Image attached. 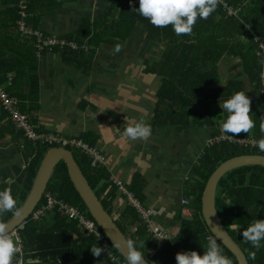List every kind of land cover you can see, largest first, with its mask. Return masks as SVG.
<instances>
[{
  "label": "crops",
  "instance_id": "obj_1",
  "mask_svg": "<svg viewBox=\"0 0 264 264\" xmlns=\"http://www.w3.org/2000/svg\"><path fill=\"white\" fill-rule=\"evenodd\" d=\"M49 1L52 5L38 8L37 24L29 11V22L33 28L71 38L82 26L94 30L97 23L99 26L105 24L114 15L111 19L117 21L113 25L116 29L109 32L108 39L86 52L56 49L38 54L35 37L23 34L18 29L17 21V30L23 36L32 37L30 39L35 49L22 37L20 41L14 42L13 45L18 47L14 52L16 55L0 56L3 64L0 84L20 100L21 110L29 116L37 130L79 137L98 147L106 155L105 167L110 178L122 181L127 188L143 182V187H139L140 184L135 186L140 190L141 202L153 210L156 224L175 239L182 230V221L186 219L182 215L183 199H190L187 194L199 181L196 168L201 165L203 154L210 148L207 146L209 139L221 133L220 124L226 117L220 107L222 99H209V95L200 88L197 102H187L181 97L171 100L168 95H163L161 92L165 82L177 96L183 90L180 83L169 74L170 71L161 68L171 54L169 45L154 39L147 25L139 21L133 23L126 39H119V8L114 9L117 0ZM250 2L252 0H244L245 4ZM261 18L264 19V15ZM262 24L264 30V21ZM1 36L6 38L5 32ZM260 38L264 41L263 36ZM117 46L119 51H116ZM258 55L261 74L264 50ZM29 63L36 66L33 78L29 69H26ZM218 67L222 78L219 83H212V88L226 89L232 82H244L248 91L254 94L250 73L241 58L224 56ZM36 80L38 87L34 86ZM255 96L256 113L264 114L263 98L260 94ZM203 105L209 109L205 112L206 118L196 114ZM250 117L255 127L261 125L259 121L255 122L254 115ZM127 120H145L150 124L152 134L149 139L131 141L125 137L123 131ZM255 127L248 135L264 138L256 135ZM17 128L0 106V185L9 190L23 176L28 182L27 169L43 156L42 164L50 149L46 150L48 145L29 139L23 130ZM103 187L104 182H101L98 188ZM127 205L130 204L119 193L112 206L113 216L122 213ZM53 215L51 211L43 219ZM62 218L72 220L61 216L59 222L52 225L54 231L60 227L69 228L67 224L62 226ZM78 227L86 237L93 236L87 234L79 223ZM133 228L129 229L132 234L135 233ZM139 242L142 247H147L146 239ZM23 247L26 264L78 262L69 248L65 249L67 255L63 257L57 251L55 255L47 257L41 255V251L35 253L26 243ZM97 247L100 248L98 242ZM35 254L38 256L35 257ZM92 255L91 251L85 256L91 258ZM18 258L21 259V255L15 254L12 261ZM68 260L71 263H66ZM106 262L103 253L96 259V264Z\"/></svg>",
  "mask_w": 264,
  "mask_h": 264
},
{
  "label": "trees",
  "instance_id": "obj_2",
  "mask_svg": "<svg viewBox=\"0 0 264 264\" xmlns=\"http://www.w3.org/2000/svg\"><path fill=\"white\" fill-rule=\"evenodd\" d=\"M16 2V4H15ZM263 0H252V2L245 4L244 0H217V7L207 19H198L193 26L191 34L177 36L172 30V26L156 27L150 21L139 15L138 11L134 8L139 7V0H117L114 9L119 8V39H126L130 35L131 27L134 22H142L147 25L151 35L154 39L165 42L169 45L171 54L167 56L166 60L162 63V67L170 71L173 79L180 83L183 87L181 95L177 96L171 87L165 82L163 95H168L169 99L174 100L181 97L182 100L187 102H197L199 96L197 95L198 88L202 89L205 94L211 97L226 100L232 94L240 91H248V87L244 82H232L226 88H212V83H219L221 81V73L219 72L218 63L224 56L233 55L241 58L249 72L250 83L253 85L254 94L247 92L251 101L250 115H254L255 122L264 123V114L258 115L256 113V96L260 94V69L261 64L258 60L259 57V44L255 41L256 36L264 37V30L262 29L261 18L264 15V7H262ZM15 6L10 7V5ZM52 5L49 0H28V9L32 13V19L37 24L38 15L36 14L38 8ZM17 0H0V56H14L18 50L17 46L13 43L20 41L21 37L26 40L27 44L33 49L34 43L31 36H23L16 27L17 21L20 19ZM233 13L230 14L229 10ZM110 21L105 24H96V28L92 27L87 30L82 28L73 35L70 39H78L79 44L86 43L89 50L108 39L110 31L116 29L113 25L117 21ZM5 32L6 38L1 36ZM94 32V34H93ZM91 34L93 36L87 39ZM14 40L12 41V38ZM80 40V41H79ZM83 40V41H81ZM12 41V42H11ZM69 52H86L85 50ZM88 50V51H89ZM182 52V53H177ZM196 59V61H194ZM2 62L0 61V72L2 71ZM36 67V66H35ZM34 64L29 63L26 69H29V74L34 73ZM21 75V72L18 71ZM238 86V87H236ZM168 85V88H167ZM38 87V80L35 85ZM261 96V94H260ZM262 97V96H261ZM206 99V98H205ZM209 109L206 105L202 106L200 110L196 111L199 117L206 118L205 112ZM257 136L264 137V132L261 131L260 125L255 127ZM250 132V131H249ZM248 133L241 132L236 135H248ZM51 146H46V150ZM264 154L260 150L243 149L228 143L212 146L203 154L204 158L201 165L196 168V174L199 181L192 186L191 192L188 196H194L191 199V206L197 210L196 214L191 218H186L182 221V230L180 234L172 241L154 253L156 249V241L153 237L149 236L146 223L139 217L137 210L127 205L122 213L115 216V220L122 231L127 234L131 243L146 257L154 255L156 264H176V254L178 252L196 250L203 254L204 248L207 246L208 237H214L202 216V195L207 185L209 178L216 168L226 160L243 155V154ZM76 160L82 168L85 176L87 177L90 185L96 191L97 195L101 198L104 207L113 214L112 206L119 197V190L116 185H111L110 174L105 166L93 167L89 157L83 153H78ZM43 159V156H42ZM42 159H36L32 165L27 169V182L25 176L21 178L19 183L14 184L11 190L13 197L17 201V208L20 210L21 204L19 199L23 202L26 200L33 184ZM104 182L103 188H98L99 184ZM143 182L135 183L128 189L134 195L143 201L138 190L135 186L140 184L143 187ZM220 194L217 196V209L221 219L227 227L229 233L241 246L249 264H264V243L261 242V247L254 248L244 238L238 237L237 231L233 226H243L247 228L253 221L264 219V166L251 165L236 168L227 173L220 181ZM135 187V188H134ZM0 185V190H5ZM48 190L57 193L59 198L79 206L82 210L92 217L88 208L80 194L74 187L69 173L67 164L62 161L56 167L55 172L49 182ZM121 194V193H120ZM122 195V194H121ZM57 196V197H58ZM102 196H105L102 198ZM123 196V195H122ZM124 197V196H123ZM45 200H42L41 204ZM16 214L15 210L0 215V224L9 221ZM50 218H45L41 221H33L31 218L26 222L25 228L20 230L23 243L27 247L34 250V252L41 251V255L53 256L57 253L61 257L67 255L65 249L69 248L72 254L78 259L77 264H96V259L100 256L92 255L91 258L86 257L87 253L92 251V248L97 247V241L94 236L86 237L80 231L77 221L63 219L62 226L69 225L68 229L60 227L54 231L52 225L59 222L61 216L58 212ZM134 226L136 232L132 234L129 229ZM146 239L147 247H142L139 241ZM217 243L223 250L232 264H238L234 254L218 239ZM204 246V248H203ZM122 260H126L114 248ZM103 253V252H102ZM38 254H35V257ZM19 259V258H18ZM66 263H71L69 260ZM73 264V262L71 263Z\"/></svg>",
  "mask_w": 264,
  "mask_h": 264
},
{
  "label": "built area",
  "instance_id": "obj_3",
  "mask_svg": "<svg viewBox=\"0 0 264 264\" xmlns=\"http://www.w3.org/2000/svg\"><path fill=\"white\" fill-rule=\"evenodd\" d=\"M17 7L19 9L20 19L18 20V29L23 34H30L36 39V46L38 54L46 51H54L56 49H70L73 51L80 50H89V46L84 44H79L76 40H72L66 36L62 35H53L47 34L45 31L41 29L33 28L31 22H29V9H28V0H18ZM229 13L232 14L233 11L230 9ZM255 41L259 44V54L264 50V41L261 40L259 36L255 37ZM263 57V56H262ZM263 67L261 71V82L262 87L259 92L264 101V61ZM20 100L16 97H13L5 87L0 84V106L4 112L9 115V118L13 121V123L20 129H22L25 135L34 141L40 142L42 144L51 146V147H63L67 149H78L81 153L87 155L91 161V165L93 167L105 166L107 158L106 155L96 146L91 145L90 143L84 141L79 137H65L53 132H45V131H36L34 126L30 123L29 116L21 110L19 106ZM264 138H258L255 136L249 135H235L229 133H219L211 137L207 143L208 147H212L215 145L228 143L243 149L248 150H259L257 147V143ZM111 185H116L118 187L119 192L126 198L127 202L133 206L139 215V217L146 223L147 231L149 236L153 237L156 241V249L154 253L161 250L165 244L171 242L174 237L172 234L164 230L160 225L156 224L155 219L153 217V210L149 207H146L140 199H138L133 192H131L122 181L116 178H110ZM11 191V190H10ZM44 203H40L36 209L31 214L30 218L33 221H41L44 217L48 215L49 212H58L63 217H67L72 220H76L80 226L85 230V232L89 235H93L99 247L103 249V254L105 259L107 260V264H113V257L118 260L119 264H127L126 260H122L117 252L115 251V247L113 246L111 240L107 236V234L103 231V229L98 225V223L90 217L87 212L77 208L73 204L65 201L62 198L57 197L50 190H46L44 197ZM197 210L191 206V199L184 198L183 199V210L182 215L186 218H191L196 214ZM28 221V220H27ZM26 221V222H27ZM24 222L18 229L8 234L11 237H15L16 239V253L21 255V259L17 261H12V264H26V260L24 259V244L23 239L20 235V230L25 228ZM233 229L237 231L238 237L243 239L242 232L247 228L243 226H233ZM133 232H136V227L133 228ZM157 236H171V239H156ZM209 238V237H208ZM213 238V237H212ZM264 243V241H263ZM154 255L148 258L152 263L156 264L153 259Z\"/></svg>",
  "mask_w": 264,
  "mask_h": 264
},
{
  "label": "clouds",
  "instance_id": "obj_4",
  "mask_svg": "<svg viewBox=\"0 0 264 264\" xmlns=\"http://www.w3.org/2000/svg\"><path fill=\"white\" fill-rule=\"evenodd\" d=\"M217 7V0H139V7L134 8L139 15L147 18L156 27L172 26L177 36L191 34L193 26L198 19H207ZM116 51H119L117 46ZM248 92V91H247ZM247 92L240 91L232 94L226 100L220 101V107L226 113L225 119L220 124V131L229 134L248 133L255 127L250 117L251 99ZM264 132V123L260 125ZM152 134L151 125L145 120H132L126 122L123 135L131 141H147ZM257 147L264 152V139L257 143ZM48 190V189H47ZM44 199V198H43ZM15 210L17 201L9 189L0 190V215ZM243 238L254 248L261 247L264 241V219L253 221L242 232ZM156 239H171V236H157ZM204 248V246H203ZM16 241L7 234L6 225L0 224V264H12L16 253ZM95 256H100L102 248H92ZM113 264H119L115 257ZM176 264H232L224 255L217 240L209 237L203 254L196 250L178 252ZM127 264H144V255L135 250L131 242L126 254Z\"/></svg>",
  "mask_w": 264,
  "mask_h": 264
},
{
  "label": "water",
  "instance_id": "obj_5",
  "mask_svg": "<svg viewBox=\"0 0 264 264\" xmlns=\"http://www.w3.org/2000/svg\"><path fill=\"white\" fill-rule=\"evenodd\" d=\"M62 161L67 164L70 179L86 204L90 215L107 234L116 250L126 259L131 241L127 234L119 227L113 214L104 207L101 198L90 185L82 168L78 164L75 154L72 150L63 147H51L47 152L38 170L32 189L20 208L19 213L4 223L7 234L15 231L30 219L33 211L42 202L57 165ZM251 165L264 166V154H243L221 163L209 178L201 199V211L204 221L214 237L234 254L238 264H249V260L221 219L217 209V194L220 181L227 173L236 168ZM132 246L135 250L139 251L133 244ZM144 264L154 263L144 256Z\"/></svg>",
  "mask_w": 264,
  "mask_h": 264
},
{
  "label": "rangeland",
  "instance_id": "obj_6",
  "mask_svg": "<svg viewBox=\"0 0 264 264\" xmlns=\"http://www.w3.org/2000/svg\"><path fill=\"white\" fill-rule=\"evenodd\" d=\"M222 2H223V0H221ZM29 120H30V118H29ZM30 123L34 126V124L31 122V120H30ZM34 128H35V126H34ZM18 130L20 129V128H17ZM36 129V128H35ZM22 130V129H21ZM36 131H39V130H37L36 129ZM39 132H41V131H39ZM70 150H72V152L76 155V156H79V152L81 153V151L80 150H78V149H74V148H71ZM17 185V184H16ZM219 194H220V186H219V188H218V194H217V196H219ZM25 202V201H24ZM24 202H23V200L20 198L19 199V203L21 204V207H22V205L24 204ZM84 211V210H83ZM115 213H117V212H115ZM115 213H114V215H115ZM116 216V215H115ZM118 216V215H117ZM238 234V233H237ZM15 241H16V239L14 238V237H12Z\"/></svg>",
  "mask_w": 264,
  "mask_h": 264
}]
</instances>
